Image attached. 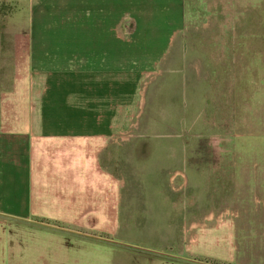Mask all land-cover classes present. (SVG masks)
<instances>
[{"label":"rangeland","instance_id":"1","mask_svg":"<svg viewBox=\"0 0 264 264\" xmlns=\"http://www.w3.org/2000/svg\"><path fill=\"white\" fill-rule=\"evenodd\" d=\"M177 1L170 14L113 17L109 66L125 84L113 130L141 137L95 153L32 135L30 207L0 200V264H264V0ZM57 7L30 9L35 44L84 42L81 16ZM26 8L0 0L4 120L29 99L33 69L18 79L16 58ZM62 56L38 66L94 67Z\"/></svg>","mask_w":264,"mask_h":264},{"label":"crops","instance_id":"2","mask_svg":"<svg viewBox=\"0 0 264 264\" xmlns=\"http://www.w3.org/2000/svg\"><path fill=\"white\" fill-rule=\"evenodd\" d=\"M41 4L58 6L57 8L65 15L81 16V24L76 25L74 30L89 32L88 36L83 38L84 42L65 40L73 39L70 33L62 40L52 39L48 42L43 41L41 45L35 44V40L30 37V32L33 31V26L30 27V9ZM57 6L51 0H33L30 7V0H27L25 23L21 28L25 31V38L16 40V45L21 46L23 50L17 53L16 58L19 64L18 79L24 74L25 66L33 69L30 74L32 82L28 91V104L24 115L9 105L5 120L2 115V106L0 108V200L2 205L9 202L10 207H18V212H21L24 207L26 209L30 207L29 160L32 135L43 139L49 136L81 139L80 143L84 144V147H81L94 148L95 153L103 149L109 139L119 142L130 141L132 137H141L116 136L113 130L115 99L124 95L118 90L116 92V86H125L123 82L116 83L115 70L109 66L112 62H109V59H112L115 30L113 17L115 14H170L173 12L171 9H178V1L59 0ZM134 22L135 27L132 30L138 28V26L136 28L137 23ZM61 23L58 25L59 31L70 30L66 22ZM60 35L64 36L65 33ZM61 47H65V50L62 51ZM63 53L66 57H82L89 60L94 63V67L67 69L38 66L39 63L48 61H62ZM194 57L188 59V66L193 70H204L202 63L200 65L198 61L195 62ZM10 94L14 96L16 92L10 91ZM21 122L22 128L18 130V124ZM52 128H59V131H51ZM142 137L144 140L136 148V152L139 153L144 152L140 148L148 141V136ZM178 189L176 187V190Z\"/></svg>","mask_w":264,"mask_h":264}]
</instances>
